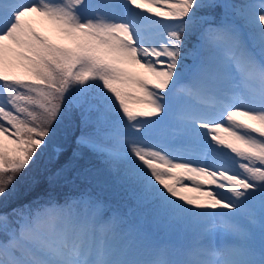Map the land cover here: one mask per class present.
Masks as SVG:
<instances>
[{
	"label": "snow or ice",
	"instance_id": "1",
	"mask_svg": "<svg viewBox=\"0 0 264 264\" xmlns=\"http://www.w3.org/2000/svg\"><path fill=\"white\" fill-rule=\"evenodd\" d=\"M93 159L181 241L102 200ZM0 264H264V0H0Z\"/></svg>",
	"mask_w": 264,
	"mask_h": 264
},
{
	"label": "rangeland",
	"instance_id": "2",
	"mask_svg": "<svg viewBox=\"0 0 264 264\" xmlns=\"http://www.w3.org/2000/svg\"><path fill=\"white\" fill-rule=\"evenodd\" d=\"M247 1H248V3H254L257 5L259 4V0H255V1L254 0H247ZM137 11H139V10H137ZM144 14L147 15V13H144ZM33 19L35 21L33 26L36 27L38 31H42L45 35H49V36L53 35V33L50 30V26L47 24V22H41V21H39L38 18H35V17ZM130 66L133 68V70L136 72L137 75H141V76L146 75L145 69L141 68L139 65L133 64ZM128 90L130 92H132L133 95L139 94L134 87H129ZM130 107L138 108V107H141V105H137V104L133 103V105L130 104ZM170 117L173 120V116H170ZM172 129H174V128L172 127ZM24 177L25 176H23L20 179L19 184L17 186V190L12 197L14 203H22V202L26 203L28 200L34 198L38 194L39 190H37V191L30 190L31 183H26L24 181ZM139 218H140V220L147 222L142 216H139ZM258 243H259V237L257 236V244Z\"/></svg>",
	"mask_w": 264,
	"mask_h": 264
},
{
	"label": "trees",
	"instance_id": "3",
	"mask_svg": "<svg viewBox=\"0 0 264 264\" xmlns=\"http://www.w3.org/2000/svg\"><path fill=\"white\" fill-rule=\"evenodd\" d=\"M38 166H34L33 169H31L28 173H26L24 176V181L26 183H31V177L36 172ZM60 190V191H59ZM71 189L69 187H61L57 190L56 193H58L60 196H63L65 193L69 192ZM55 193V194H56ZM97 195H99L101 198H104L105 192H100L96 190ZM117 202L120 203V200L117 198Z\"/></svg>",
	"mask_w": 264,
	"mask_h": 264
}]
</instances>
